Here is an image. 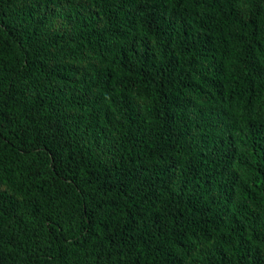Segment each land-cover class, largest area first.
Here are the masks:
<instances>
[{"label": "trees", "instance_id": "1", "mask_svg": "<svg viewBox=\"0 0 264 264\" xmlns=\"http://www.w3.org/2000/svg\"><path fill=\"white\" fill-rule=\"evenodd\" d=\"M0 264H264V0H0Z\"/></svg>", "mask_w": 264, "mask_h": 264}, {"label": "rangeland", "instance_id": "2", "mask_svg": "<svg viewBox=\"0 0 264 264\" xmlns=\"http://www.w3.org/2000/svg\"><path fill=\"white\" fill-rule=\"evenodd\" d=\"M59 20H60V19H58V20H54V22H53V23H55V26H57V25L60 23V21H59ZM53 23H52V24H53ZM55 26H54V27H55Z\"/></svg>", "mask_w": 264, "mask_h": 264}]
</instances>
